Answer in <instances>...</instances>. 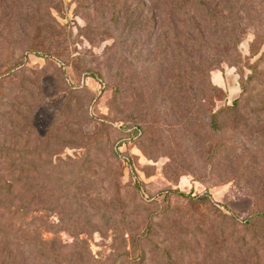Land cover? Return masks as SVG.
I'll list each match as a JSON object with an SVG mask.
<instances>
[{
	"label": "rangeland",
	"instance_id": "374dc122",
	"mask_svg": "<svg viewBox=\"0 0 264 264\" xmlns=\"http://www.w3.org/2000/svg\"><path fill=\"white\" fill-rule=\"evenodd\" d=\"M242 1L218 28L219 0H0V264H264V0Z\"/></svg>",
	"mask_w": 264,
	"mask_h": 264
},
{
	"label": "trees",
	"instance_id": "16d2710c",
	"mask_svg": "<svg viewBox=\"0 0 264 264\" xmlns=\"http://www.w3.org/2000/svg\"><path fill=\"white\" fill-rule=\"evenodd\" d=\"M250 4L251 3H246L245 1L242 0H219V2L212 9L209 8V5H206L204 11H206L207 9L209 12L211 9L210 13L207 16H211V20L213 21L214 25L218 28H222L221 26H227L229 24H233L234 26H236L237 23L241 24V21L243 19L242 16L245 15V12L248 9L253 10ZM199 11H203V9L199 8ZM211 12H215L217 17L214 15L212 16ZM194 14L196 19H198V21L202 20L203 16L201 17V15H198V13H194ZM246 33H247V28H245V26L241 28L240 26L239 30L237 31V35H238L237 43H239L245 37ZM239 103L240 101L236 100L234 105L231 108H228L227 111L236 110L239 106ZM222 111H226V109H223L220 112ZM130 132L136 134V136L142 135L139 128H134L133 130H130ZM125 160L126 158L123 159V162H126ZM19 240L20 238L18 236L13 237L11 240L12 242L8 246V253L10 255V260H17L25 253L31 254L32 250L30 247H25L23 249L24 254L21 252V249L23 247H21V245L19 244ZM54 242H55L54 240L51 241H44L43 239L41 240V243L45 246V248L46 246L53 245Z\"/></svg>",
	"mask_w": 264,
	"mask_h": 264
}]
</instances>
